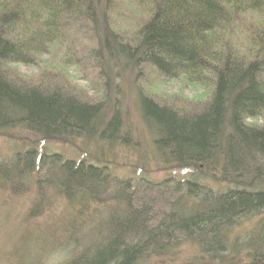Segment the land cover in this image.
I'll return each instance as SVG.
<instances>
[{
  "label": "trees",
  "instance_id": "obj_1",
  "mask_svg": "<svg viewBox=\"0 0 264 264\" xmlns=\"http://www.w3.org/2000/svg\"><path fill=\"white\" fill-rule=\"evenodd\" d=\"M125 1L135 0H0V135L19 129L42 141L128 145L120 85L129 77L136 84L177 79L201 94L162 103L140 83L134 100L168 167L189 173L132 187L115 181L104 160L52 156L44 166L45 156L27 150L0 163V193L19 195L22 181L33 180L30 216L49 190L74 209L118 203L111 239L96 235L85 262L79 254L68 264H135L179 242H194L203 256L224 263L225 231L264 210V0ZM121 5L137 18L126 38L111 23ZM49 51L52 60L37 76L20 73ZM81 68L93 82L77 89ZM76 196L83 201L73 202ZM261 238L253 250L242 246L250 251L244 264H264Z\"/></svg>",
  "mask_w": 264,
  "mask_h": 264
},
{
  "label": "rangeland",
  "instance_id": "obj_2",
  "mask_svg": "<svg viewBox=\"0 0 264 264\" xmlns=\"http://www.w3.org/2000/svg\"><path fill=\"white\" fill-rule=\"evenodd\" d=\"M125 2L128 6L135 7L137 4L136 0L133 3L131 1V4L128 1ZM128 6L121 5L122 15L117 16L115 23L113 20L111 22L119 32L124 30L125 38L134 31L133 21L137 19ZM142 15L144 16V12ZM80 45L83 43L77 44L76 48ZM52 48L56 49L57 46H52ZM50 51L39 60H35L33 65L19 67L20 73L25 77L37 76L42 67L41 63L51 57ZM50 59L52 60V57ZM78 59L84 60L82 56H78ZM74 76L77 89L87 86L84 80L93 82L90 72L85 68L77 70ZM129 78L123 85H120L123 93L121 99L124 98L121 115L122 134L127 137L128 145L116 144L108 147L77 140L63 143L42 141L18 129L7 132L3 136L0 135V163H11L17 155L20 156L27 150H35L37 155L45 156L44 166H47L52 156L59 157L61 162L67 160L78 162L86 159L97 165L102 164L100 161L104 160L115 181L122 184L128 181L132 187H141L144 183L154 186L184 179L189 172L175 171L168 167L170 165L165 163L166 155L154 146L153 139L137 113L135 92L138 84L141 83L145 91L155 93L154 98L160 97L162 103L172 97L193 100L201 92L177 79L159 80L146 77L136 84L133 78ZM88 92L89 95L94 96L91 90ZM174 102L176 107L178 104L180 107L184 105L178 100ZM25 181H22L24 187L19 189L23 192L19 195L9 192L0 193V264H68L79 254L83 255L81 257L83 260L88 256L84 252L88 246L98 244L96 235L100 236L103 241L111 239L110 227L115 222L111 221L110 217L113 213L116 214L117 211L114 209L121 210L116 201L105 199L103 200L104 206L88 203L80 209L76 207L74 209L62 197L53 195L49 190L45 197L46 200L40 203L43 204L41 211H36L34 216H30L27 212L35 199L36 189L32 186V183H35L33 180L31 183L29 180ZM127 194H131V191L129 190ZM83 198V196H76L73 202H82ZM90 228L93 230L90 231ZM71 229L73 233L79 234L77 238L74 236V240L69 237ZM222 236L226 251L221 257L224 258V263L223 261H212L208 256H203L194 242H179L157 257L145 256L135 264H244L247 262L246 258L250 251L244 250L243 247L253 250L262 241L261 237H264V210L237 220L233 227L226 230ZM75 239L81 242L79 244L81 247L76 245L78 242Z\"/></svg>",
  "mask_w": 264,
  "mask_h": 264
}]
</instances>
